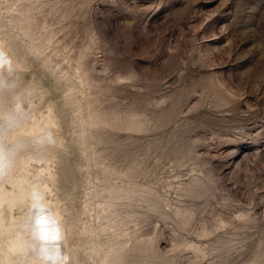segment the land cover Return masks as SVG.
<instances>
[{
    "label": "rangeland",
    "instance_id": "1",
    "mask_svg": "<svg viewBox=\"0 0 264 264\" xmlns=\"http://www.w3.org/2000/svg\"><path fill=\"white\" fill-rule=\"evenodd\" d=\"M0 97L45 264H264V0H0Z\"/></svg>",
    "mask_w": 264,
    "mask_h": 264
},
{
    "label": "bare ground",
    "instance_id": "2",
    "mask_svg": "<svg viewBox=\"0 0 264 264\" xmlns=\"http://www.w3.org/2000/svg\"><path fill=\"white\" fill-rule=\"evenodd\" d=\"M1 98L2 97H0V102L3 101L1 100ZM8 109H6V107H3V108L0 107V112L2 116L3 115L6 116V114L10 113ZM49 122H50L49 120L45 119V121L44 122L42 121V123L38 124L37 127L31 131V133L35 136L36 135L43 136L45 131L48 129V126H50ZM14 131L15 132L8 133L4 142L0 144V206L5 201H7L9 202V205L12 208V206L15 205L16 203L20 201H25L27 199L31 201L32 204L34 205L43 204L45 200H42L41 199L42 197L39 198V196H37L36 192L38 191H34L35 193L31 192L30 189H28L25 186V184L18 183L17 181L18 178L14 179L12 175L5 173V172L3 173L1 170L2 169L1 167H3V165L5 164L3 163V160H5L4 158H7V159L9 158L10 160V157L14 156V152L10 153L11 149L10 147H8V143L10 141H18L20 137H23V134H24L23 131L21 132L19 129L14 130ZM44 140L46 141V139ZM13 158L12 160H14ZM6 165L9 166L10 162L9 164H6ZM6 181L17 183L20 186L18 192L17 193L8 192L6 190L2 191V188L4 187V183ZM38 185H33V188H39L40 185L39 186ZM31 216H32V212H29L27 215L25 214L24 219L23 217L18 220L13 218L9 224L4 223L3 219L0 216V230L1 231L4 230L8 234H10L7 249H3V248L0 249L1 251H4L5 253L0 264H45L46 258L41 257L42 254H46L47 256H50L51 260L55 259L54 250L49 246L48 241L51 239L52 235H55L58 233L54 232L53 228L49 227L46 224L47 220L45 218L38 219L37 222H35V219L33 217V219L30 222L25 221L26 223H23L25 219H28ZM35 223L37 224V226L35 225ZM31 226L32 227L35 226L36 231H37L34 238L32 239L27 236L28 228ZM35 248H39L40 252L35 250Z\"/></svg>",
    "mask_w": 264,
    "mask_h": 264
}]
</instances>
